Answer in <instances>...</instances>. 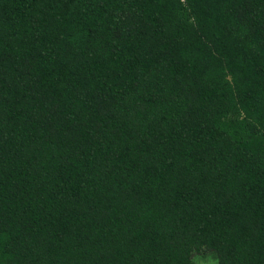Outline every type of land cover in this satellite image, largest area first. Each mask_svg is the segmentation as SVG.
Here are the masks:
<instances>
[{
	"label": "trees",
	"instance_id": "obj_1",
	"mask_svg": "<svg viewBox=\"0 0 264 264\" xmlns=\"http://www.w3.org/2000/svg\"><path fill=\"white\" fill-rule=\"evenodd\" d=\"M264 264V0H0V264Z\"/></svg>",
	"mask_w": 264,
	"mask_h": 264
},
{
	"label": "rangeland",
	"instance_id": "obj_2",
	"mask_svg": "<svg viewBox=\"0 0 264 264\" xmlns=\"http://www.w3.org/2000/svg\"><path fill=\"white\" fill-rule=\"evenodd\" d=\"M192 259L196 264H216L214 255L209 251H203L202 255L194 253Z\"/></svg>",
	"mask_w": 264,
	"mask_h": 264
}]
</instances>
